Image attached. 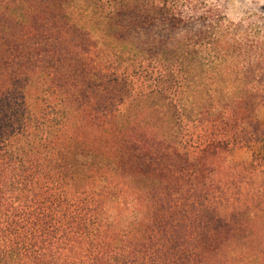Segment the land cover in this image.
I'll list each match as a JSON object with an SVG mask.
<instances>
[{
    "label": "trees",
    "instance_id": "16d2710c",
    "mask_svg": "<svg viewBox=\"0 0 264 264\" xmlns=\"http://www.w3.org/2000/svg\"><path fill=\"white\" fill-rule=\"evenodd\" d=\"M144 3H0L34 32L56 11L62 27L93 40L96 61L58 83L41 78L48 87L26 72L41 91L35 108L28 81L18 73L0 80V264H264V158L233 164L224 156L231 142L262 138L255 76L264 64L244 65L251 48L209 16L204 29L172 44L142 40L138 32L157 18L182 23L159 0L147 19L118 21ZM78 116L109 120L135 153L89 145ZM170 149L189 164L187 177L167 166ZM226 186L248 203L228 207L225 195L210 202L208 192Z\"/></svg>",
    "mask_w": 264,
    "mask_h": 264
},
{
    "label": "rangeland",
    "instance_id": "374dc122",
    "mask_svg": "<svg viewBox=\"0 0 264 264\" xmlns=\"http://www.w3.org/2000/svg\"><path fill=\"white\" fill-rule=\"evenodd\" d=\"M9 1L0 0V3L5 6ZM22 1L29 6V4L35 5L38 0ZM143 1L145 3L141 8L131 9L123 14L118 13V21L122 17L123 24L128 25L130 22L147 19L152 0ZM159 1L176 7L182 23L173 27L172 22L167 19L157 18L153 27L141 29L138 32L142 40L155 38L158 41L172 44L185 35H191L204 29L202 18L209 16L219 19L222 25L229 27L231 36L236 37V41H241L242 45L251 48L252 51L243 60L244 65L264 64V0ZM20 11L26 15V10H17L16 13ZM12 12L14 10H7V8L0 11V80L5 78L8 83L15 73H18L22 83L28 81L25 93L33 108L39 106L38 96L41 92L40 89L33 86V81L48 78L50 84L53 81L58 83V77H62L61 73L67 76L73 71H80L85 66L90 69L96 65V61L90 64L95 57L93 40L84 31L72 27H62V18L56 11L50 12L51 15L47 12L48 14L46 13V18H44L46 23L44 26L47 28H38V31L35 32L29 30L32 26L28 23L15 21L10 16ZM41 14L44 15V12L42 11ZM114 21L117 22V19ZM128 31L131 35L130 39L138 41L139 38L135 30L130 28ZM147 33L150 35L146 36ZM260 54L261 56H259ZM98 70L105 72L102 66L98 67ZM26 72V75L29 74L33 81L30 78V80H24ZM260 74L257 73L255 77L260 78L259 87H262L263 95L264 74L262 78ZM42 81L40 80L42 85L48 87L47 82ZM65 84L63 83L64 86ZM114 97V100L117 99L118 92ZM98 109H101V106L95 105V110ZM257 117L261 124L256 133L262 137L261 140L231 142L230 151L224 152L228 163L237 164L264 158V96L258 105ZM76 123L80 138L89 145L108 151L113 150L114 147H120L125 153H135L131 143L121 141L115 136L114 128L109 120L100 119L91 123L86 118L78 116ZM165 156L167 166L174 173L182 171L185 177L189 175V164L175 151L170 149L166 151ZM197 187L200 195L206 191L203 185L199 184ZM208 193H211L209 199L212 203L222 199L225 195V200H227L225 203L228 207L232 203L244 205L249 201L245 200V195H241L238 199V192L234 186H226L223 190L215 188Z\"/></svg>",
    "mask_w": 264,
    "mask_h": 264
}]
</instances>
